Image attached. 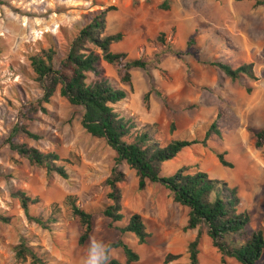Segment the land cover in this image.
Instances as JSON below:
<instances>
[{
	"label": "rangeland",
	"instance_id": "rangeland-1",
	"mask_svg": "<svg viewBox=\"0 0 264 264\" xmlns=\"http://www.w3.org/2000/svg\"><path fill=\"white\" fill-rule=\"evenodd\" d=\"M254 1L0 0V217L7 219L0 221V264H30L28 259L13 258L11 247L20 236L49 264H84L86 247L93 240L102 248L120 240L138 256L130 264H164L167 253L179 257L166 264H188L186 245L195 235V230H182L188 209L172 202L158 182H147L138 190L133 171L124 162L114 164V152L105 141L80 127V107L70 106L58 87L47 102L42 101L43 91L29 67L28 56L47 47H53L59 59L72 35L108 6L114 9L104 16L103 32L121 34L110 50L146 61L144 70H129L130 85L120 83L115 70L98 61L99 76L125 91L114 111L129 119L134 129L154 124L152 138L159 144L195 141L163 161L159 176L170 177L187 167L226 182L235 187L238 209L248 216L246 232L256 228L264 232V144L254 148L250 133L264 126V5ZM209 62L231 68L251 64L254 79L230 80ZM97 77L88 74V79ZM211 124L218 134L211 132L205 140ZM14 127L38 136L33 139L18 131L12 136L15 143L55 153L67 177L48 174L10 151L6 139ZM216 153H223L231 167H221ZM112 168L123 175L115 184L122 218L114 223L101 214L111 203L104 180ZM14 190L38 199L30 212L50 215L49 229L26 220L11 196ZM70 202L91 215V231L82 245L76 242L80 228ZM131 213L141 217L148 234L144 244L116 229ZM200 233L197 264H220L204 227ZM107 254L124 263L120 249ZM257 264H264V250Z\"/></svg>",
	"mask_w": 264,
	"mask_h": 264
},
{
	"label": "trees",
	"instance_id": "trees-1",
	"mask_svg": "<svg viewBox=\"0 0 264 264\" xmlns=\"http://www.w3.org/2000/svg\"><path fill=\"white\" fill-rule=\"evenodd\" d=\"M254 4L264 5V0H255ZM113 9L114 7L108 6L93 14L88 22L72 35L65 53L59 59L55 58L53 47H47L28 56L34 79L43 91L42 101L47 102L58 87V94L70 106L82 109L79 124L84 132L93 138L103 139L114 152V164L124 162L133 171L138 190L143 189L147 182H158L169 191L172 202L188 209L182 230H195L194 237L186 245L188 264H197L200 227H204V235L218 253L220 264H226V258L238 264H257L264 250V232L261 228L246 232L248 216L238 209L239 198L235 187L228 186L222 180L209 178L203 171L191 172L187 167L179 168L170 177L159 176V167L163 161L172 158L182 147L195 141L172 140L166 144H159L152 138L154 124L134 129L129 119L114 111L113 105L125 98V91L115 87L106 77L99 76L98 61L102 60L113 68L119 82L126 85H130L129 70L133 68L144 70L146 61L143 58H127L122 52L110 50V45L121 39L120 33L103 32L104 16ZM156 40L163 44L161 37H156ZM190 41H187V46L191 45ZM208 65L218 69L230 80L241 76L254 79L251 64H242L235 68L220 62H209ZM88 74L99 77L88 79ZM161 100H164L163 97ZM172 130L173 124L169 123L168 132ZM18 131L30 138H38L24 128L14 127L6 139L10 151L43 168L48 174L67 177L63 167L56 163L59 159L55 153H42L24 144L15 143L12 136ZM211 132L218 134L214 124L206 130L205 140ZM250 133L254 148H260L264 144V126L250 130ZM215 157L221 167H231V164L223 159V153H216ZM122 177L121 173L112 168L110 175L104 180V184L109 187L105 196L111 203L102 209L101 214L110 223L118 222L122 218L120 194L115 186ZM11 196L18 201L27 221L43 229H49L53 221L50 215L43 217L39 213L30 212V208L38 202L36 197H30L21 190H14ZM69 208L71 214L77 218L80 228L76 242L82 245L91 231V215L73 202L69 203ZM0 221L6 222L7 219L0 217ZM116 229L120 234L134 236L138 244H144L148 238L141 217L136 213H131L127 221ZM90 246L91 244L86 247L88 251ZM11 249L15 261L28 259L30 264H49L45 255L38 253L37 248L30 245L23 236L19 237ZM109 249L121 250L123 264H130L138 259L137 254L126 244L116 240L104 244L106 264H121L116 259L108 257ZM178 257V254L167 253L162 261L166 264Z\"/></svg>",
	"mask_w": 264,
	"mask_h": 264
},
{
	"label": "clouds",
	"instance_id": "clouds-1",
	"mask_svg": "<svg viewBox=\"0 0 264 264\" xmlns=\"http://www.w3.org/2000/svg\"><path fill=\"white\" fill-rule=\"evenodd\" d=\"M106 259L103 248L93 240L89 248L88 258L84 264H103Z\"/></svg>",
	"mask_w": 264,
	"mask_h": 264
}]
</instances>
